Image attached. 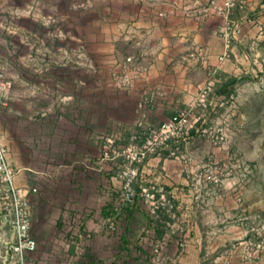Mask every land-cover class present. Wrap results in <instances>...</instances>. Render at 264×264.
<instances>
[{"label":"crops","instance_id":"obj_1","mask_svg":"<svg viewBox=\"0 0 264 264\" xmlns=\"http://www.w3.org/2000/svg\"><path fill=\"white\" fill-rule=\"evenodd\" d=\"M34 1L39 4L38 11L31 4ZM49 1L52 0H22L23 15L29 21L41 14ZM70 1L54 0V7L70 27L66 43L76 63L72 76L75 80L87 79L86 85H72L70 90L74 95L88 99L98 94L89 83L92 71L97 68L105 81H114V75L123 71L128 54L134 56L136 63L147 66V70L135 78L130 90L98 88L107 98L109 108L108 115L102 116L99 122L117 130L119 145L122 132L132 127L136 100L142 88L160 85L164 90L151 110L152 120L158 123L188 104L198 85L208 77L215 81L211 104L192 128L190 139L182 145L183 156L170 157L164 150L160 155H151L141 165L143 180L164 191L173 207L162 206L152 215L147 204L138 197L134 205L115 210L114 200L119 190L102 189V197L107 199L103 213L107 210L117 213L118 228L122 226L119 230L122 252L141 255L140 248L137 252L130 248L129 239L133 237L152 236L155 240L167 235L168 264H209L208 258L237 255L250 239L255 211L263 205L253 194L259 189L263 191V187H256L249 179L246 185H238L237 170L218 173L205 171L202 166L210 161L230 162L233 155H237L239 144L252 146L256 141L255 108L249 102L256 93L264 91V32L261 30L264 0H238V5L232 8L229 19L240 25V31L231 39L229 56L222 60L218 59L223 37L217 16L201 14L200 10L191 8L207 0H94L88 10H70ZM28 26L35 29V23ZM254 41L255 51L252 50ZM197 46H202L205 54L198 58L187 57ZM80 72L84 75H78ZM213 135H218L219 139L214 140ZM92 142L96 144L98 140L95 138ZM249 148L242 149V155L247 166L254 170L253 149ZM10 158L19 165L20 159ZM19 166L22 169L18 182L34 185L33 167L29 163ZM211 175L220 181L213 180ZM39 198L37 193L31 195L35 219L40 208ZM65 212L59 208L55 216L58 218ZM82 222L88 229L103 227L102 222H94L91 217ZM43 230H32L37 241L43 238ZM106 232L107 228L102 236Z\"/></svg>","mask_w":264,"mask_h":264},{"label":"rangeland","instance_id":"obj_2","mask_svg":"<svg viewBox=\"0 0 264 264\" xmlns=\"http://www.w3.org/2000/svg\"><path fill=\"white\" fill-rule=\"evenodd\" d=\"M214 1L218 4L224 2ZM81 2L87 3V0H71L68 7L70 10H88L94 4V0H89L87 6H78ZM31 4L36 11L39 10L37 2ZM54 5V0L49 1L41 14L28 21L23 15L22 0H0V134L8 146L9 155L20 159L19 165L29 163L35 170L31 179L38 188L40 208L36 213L38 218L33 217L32 230H45L30 256L41 264H71V250L66 246L65 238L74 224L73 217L80 213L82 219L91 217L94 222H102L103 227L90 229L92 237L75 264H153L155 240L152 236L129 239L133 251L142 250L140 256L122 252L121 225L102 236L106 228L103 217L110 211L103 213L102 207L106 206L107 199H103L102 189L119 190L116 172L122 160L121 157L100 160L99 144L92 139L98 140V135L110 130L117 131L99 122L102 116L108 115L109 108L107 98L98 88H118L114 81H105L96 68L89 83L98 94L87 99L71 92L72 85H86L87 79L78 77L75 80L72 76L76 63L72 61L66 43L70 27ZM191 8L200 10L201 14L217 16L218 28L224 21L221 14L210 6V0ZM261 25L264 32V24ZM255 46L254 41L253 51ZM78 75L84 74L80 72ZM243 104L246 106V101ZM249 104L255 108L254 145L239 144V151L230 162L210 161L202 167L205 171L216 170L218 173L237 170L238 185H246L249 179L248 182L253 181L256 187H263V191L259 189L260 192L258 190L253 195L264 206V91L256 93ZM130 130L122 132V144ZM116 144H119L118 139ZM248 147L253 149L254 170L247 166L242 155V149ZM137 184L135 182L136 188ZM262 206L255 211L250 227L252 234L239 253L208 258L209 264H264V245L260 243L264 233ZM59 208L66 212L57 218L55 211ZM10 240L9 225L0 216V264H14ZM167 252L165 248V264L170 260Z\"/></svg>","mask_w":264,"mask_h":264},{"label":"built area","instance_id":"obj_3","mask_svg":"<svg viewBox=\"0 0 264 264\" xmlns=\"http://www.w3.org/2000/svg\"><path fill=\"white\" fill-rule=\"evenodd\" d=\"M81 2L78 6H87ZM238 5V0H224L218 4L210 0V6L221 14L223 23L219 28L223 37L222 50L218 59L222 60L229 56L232 37L240 31V25L229 19L233 7ZM205 54L202 46H197L187 57L198 58ZM147 70V66L136 63L134 56L128 54L124 58L123 71L114 75V84L122 90H130L134 80ZM214 78L208 77L197 87V92L191 101L176 109L169 117L161 122H154L151 110L164 94L160 85L142 88L139 91L135 116L127 141L124 144H116L119 138L114 130L98 135L99 159L106 160L121 157L122 163L116 172L120 182L117 196L114 200V209L119 210L124 206L134 205L138 197L148 206L150 214L156 215L160 207H173V202L162 190H158L154 183L146 182L140 175L141 165L151 155H160L164 150L170 157L183 156L182 145L191 137V130L200 118V115L210 106V94L214 88ZM218 140V135H213ZM22 167L14 163L10 156L6 143L0 134V216L9 225L11 240L9 248L14 264H41L32 258L30 253L37 249L38 241L32 232L33 209L31 195L36 193V185H25L18 182L17 177ZM213 180L218 177L211 175ZM139 181V182H138ZM138 182L139 188L135 187ZM82 215L73 217L74 225L65 238L66 246L71 250L69 261H74L85 252L88 240L91 238V230L84 226ZM108 231H115L118 227V214L109 213L103 217ZM260 243L264 245V233ZM168 244V236L163 235L155 239L153 247V264L164 263V249Z\"/></svg>","mask_w":264,"mask_h":264}]
</instances>
